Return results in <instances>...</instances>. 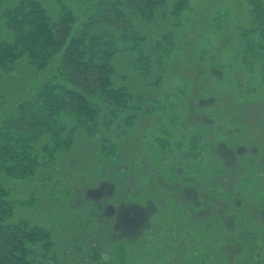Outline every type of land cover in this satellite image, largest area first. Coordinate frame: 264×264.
<instances>
[{"label":"rangeland","instance_id":"obj_1","mask_svg":"<svg viewBox=\"0 0 264 264\" xmlns=\"http://www.w3.org/2000/svg\"><path fill=\"white\" fill-rule=\"evenodd\" d=\"M37 1L51 24L62 6L79 16L89 3ZM17 4L0 0V41L8 35L5 13ZM191 4L178 25L157 19L142 28L152 86L129 72L125 56L114 60L129 87L171 106L174 119L149 105L130 126L78 132L71 150L33 182L0 176L16 202L14 218L51 233L53 254L43 264H264V89L250 92L258 78L230 55L248 6ZM158 41L171 53L160 63ZM56 61L39 70L23 56L12 71L0 69V122L51 76ZM189 132L192 142L200 137L196 146Z\"/></svg>","mask_w":264,"mask_h":264},{"label":"trees","instance_id":"obj_2","mask_svg":"<svg viewBox=\"0 0 264 264\" xmlns=\"http://www.w3.org/2000/svg\"><path fill=\"white\" fill-rule=\"evenodd\" d=\"M191 1L89 0L79 16L62 6L57 23L51 24L39 1L17 0L5 13L8 35L0 41V69L12 71L23 56L39 70L54 60L57 65L33 95L0 122V176L33 182L58 156L71 150L78 132L95 136L103 128L130 126L149 105L148 111L174 119L167 112L171 106L129 87L117 73L114 60L125 56L129 72L152 86L155 67L145 52L147 35L142 28L157 19H171L172 25H178L182 15L191 13ZM244 1L248 21L239 29L230 55L232 63L236 61L247 75L258 78L260 84L250 92L259 93L264 89V0ZM158 52L163 53L157 63L171 54L159 41L153 49ZM155 82L158 85V78ZM188 136L192 142V133ZM198 141L200 137L193 141L195 146ZM200 145L206 147L203 140ZM15 203L0 181V264H43L44 254L52 253L51 233L15 219Z\"/></svg>","mask_w":264,"mask_h":264}]
</instances>
